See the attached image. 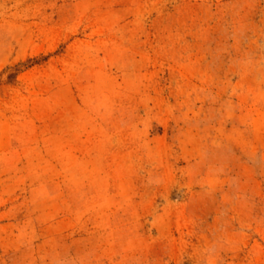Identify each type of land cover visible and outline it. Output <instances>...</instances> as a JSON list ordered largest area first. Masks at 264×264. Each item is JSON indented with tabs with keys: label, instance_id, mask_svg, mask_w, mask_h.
<instances>
[{
	"label": "rangeland",
	"instance_id": "374dc122",
	"mask_svg": "<svg viewBox=\"0 0 264 264\" xmlns=\"http://www.w3.org/2000/svg\"><path fill=\"white\" fill-rule=\"evenodd\" d=\"M0 264H264V0H0Z\"/></svg>",
	"mask_w": 264,
	"mask_h": 264
}]
</instances>
